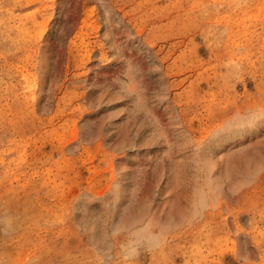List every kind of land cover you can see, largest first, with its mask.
<instances>
[{
	"label": "rangeland",
	"instance_id": "1",
	"mask_svg": "<svg viewBox=\"0 0 264 264\" xmlns=\"http://www.w3.org/2000/svg\"><path fill=\"white\" fill-rule=\"evenodd\" d=\"M0 264H264V0H0Z\"/></svg>",
	"mask_w": 264,
	"mask_h": 264
}]
</instances>
